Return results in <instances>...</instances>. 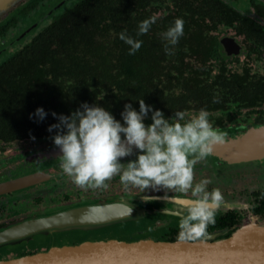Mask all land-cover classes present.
<instances>
[{
	"label": "trees",
	"instance_id": "1",
	"mask_svg": "<svg viewBox=\"0 0 264 264\" xmlns=\"http://www.w3.org/2000/svg\"><path fill=\"white\" fill-rule=\"evenodd\" d=\"M52 1L29 0L0 21V41L19 21H32ZM235 1L73 0L64 4L25 33L22 43L12 44L8 50L15 51L0 62V142L53 137L61 129L49 132L48 128L83 103L103 107L117 120H123L125 104L139 111L140 99L164 117L201 109L233 117L238 108L258 107L264 103V27L234 7ZM249 7L264 20L262 3L250 0ZM154 15L157 19L150 30L137 37L140 22ZM177 18L185 22L184 35L177 45H169L173 52L169 55L162 33ZM123 31L143 41L133 55L119 39ZM223 37L238 41L241 60L221 54ZM37 108L47 114L43 120L35 115ZM259 210H264V193Z\"/></svg>",
	"mask_w": 264,
	"mask_h": 264
},
{
	"label": "clouds",
	"instance_id": "2",
	"mask_svg": "<svg viewBox=\"0 0 264 264\" xmlns=\"http://www.w3.org/2000/svg\"><path fill=\"white\" fill-rule=\"evenodd\" d=\"M156 19L154 15L140 22L136 36L146 34ZM184 23L183 19L177 18L162 33L167 42L166 54H173L169 45L178 44L184 35ZM119 39L130 46L129 55L135 54L143 43L126 31L119 34ZM213 102L220 101L214 99ZM149 112L152 123L146 125L144 121ZM35 115L43 120L47 114L43 108H37ZM52 115L55 117L56 113ZM185 115L177 111L173 118L166 119L162 111L153 110L140 99L139 111L131 104H125L122 124L103 107L83 103L70 116L60 115L59 123L51 125L48 131L61 129L52 138L62 152L60 167L81 189L106 190L107 182L119 176L126 191L190 192L187 214L179 221L178 239L204 243L209 235V225L216 223L215 213L222 206L224 196L219 188L208 190L209 179L194 183V167L211 156L217 146L230 143L229 133L214 127L208 119L210 113L205 109L187 121ZM134 150L140 153L135 160L126 164L120 162L121 158L132 156ZM131 211L130 206L129 214Z\"/></svg>",
	"mask_w": 264,
	"mask_h": 264
},
{
	"label": "flooded vegetation",
	"instance_id": "3",
	"mask_svg": "<svg viewBox=\"0 0 264 264\" xmlns=\"http://www.w3.org/2000/svg\"><path fill=\"white\" fill-rule=\"evenodd\" d=\"M249 1H245V8L250 11L248 15L257 18V22L264 27V20H261L255 15L249 7ZM235 2L234 7L238 8L240 11H244V9L238 5V0ZM224 40H229L231 41L229 43L235 45L233 46L228 43L226 47H224L222 44ZM219 50L225 58L238 57L241 60L243 57L238 41L228 37L220 39ZM260 65L259 63V66ZM259 71H262L261 68H259ZM263 107L264 103L254 108H238L232 111V113L235 114L233 117L223 116L220 112H209L210 116L208 119L214 127L218 126L220 129L228 131V138L230 141L228 144H231L232 142L241 140L245 135L248 136L251 132L264 131ZM184 113L186 114L185 117L187 118H185V120L187 121L192 118L190 116H196L199 112ZM165 118L171 119L173 117ZM119 121L123 124V120ZM144 123L146 125L151 124V116H147ZM235 132H237V134H234ZM53 137L0 142V184L25 175H35L36 177L38 175L39 178H41L38 181L24 186L2 191L0 192V198L4 199L5 197L3 196L17 193L19 190H23V188L34 184L56 180L58 177L65 178L66 174L63 173L60 167L61 160L59 157L62 156V152L55 146L52 139ZM261 138H264V134L258 139ZM46 140L51 141L52 144L43 150L29 152L31 150L25 147L26 143L31 141ZM228 144L217 146L211 156L199 162L194 167V183H198L202 179H209L211 180V184L208 185V190L211 191L213 188H219L224 196V202L221 207H225V209H218L216 211V223L215 225H209L207 229L209 234L208 237H211L212 241L227 238L240 228L241 213L235 207H229V203H231V205L232 203H238L237 200L240 198L239 194H242L243 190L249 189L250 185L258 186L256 190H252L248 194L246 202H244V200H240V202L248 205L249 213L252 216L264 220V210H259L262 194L264 193V189H261L264 185L260 186L259 184L261 181L264 183V150L260 153L253 152L248 154L233 152L231 149H225ZM16 145H24V147L23 149H18L15 148ZM138 154H140L138 150H134L132 156L122 160L129 159L133 161ZM158 194L159 195L156 196H153V194H151L152 196H145L144 194L131 196L130 200H136L138 205L141 204V206L144 205L145 207L143 206L144 208H140L142 210L141 213H138L135 217L126 221L105 225L93 230L80 231L84 233L72 229L59 232L53 231V233L50 232L44 235V239H41V235L38 233L22 241L0 244V261H7L38 251H45L51 246L76 245L83 241L95 242L110 239L125 242L148 239L157 242H169L168 240L180 241L178 239V233L180 231L179 221L182 215L187 214L188 200L191 199V194L190 192L188 194H182L175 191L169 192L167 190L159 192ZM64 195L65 198L68 197L67 194ZM145 197L148 199H145ZM68 200L69 199L66 198V201ZM1 202L0 207L3 206ZM81 203L83 204V202ZM8 221L0 220V232L24 222L21 221L7 225ZM131 226L134 229L132 232L135 233V239L128 240L119 236L110 237V230L114 232H116L115 230L125 232V230L129 229ZM105 232L107 233L105 234ZM85 235H89V237H85ZM63 236H66L65 239H67V242H58V238H64ZM74 238L80 240L75 241L73 240ZM40 241L47 243L48 247L40 245ZM49 242L52 243L49 244ZM55 242L58 243L52 245Z\"/></svg>",
	"mask_w": 264,
	"mask_h": 264
},
{
	"label": "water",
	"instance_id": "4",
	"mask_svg": "<svg viewBox=\"0 0 264 264\" xmlns=\"http://www.w3.org/2000/svg\"><path fill=\"white\" fill-rule=\"evenodd\" d=\"M28 1L0 0V21ZM256 1L264 5V0ZM59 5L47 10L40 19H44ZM229 42L231 41L224 40L222 44L226 47ZM40 179L38 175L37 177L25 175L1 183L0 192ZM115 205L121 207L123 212L99 216L103 209H107L105 207ZM133 214V209L129 214V207L120 202L74 207L38 217L34 229L14 232L0 239V244L22 241L38 233L46 235L53 231L69 229L93 230L126 221L133 218ZM211 239L207 237L204 243L200 241L157 242L149 239L135 242L114 239L83 241L76 245L51 246L45 251L0 261V264H264V226L262 225H243L227 238L215 241Z\"/></svg>",
	"mask_w": 264,
	"mask_h": 264
},
{
	"label": "rangeland",
	"instance_id": "5",
	"mask_svg": "<svg viewBox=\"0 0 264 264\" xmlns=\"http://www.w3.org/2000/svg\"><path fill=\"white\" fill-rule=\"evenodd\" d=\"M245 1L247 0H238V5L244 9L245 13L249 14V10L245 8ZM73 2V0H54L51 2L50 5L46 6V8L41 9L42 13L40 15H35L32 17V21L30 22H21L17 23L16 29L12 32H9V35L5 40L0 41V62L3 61L6 57L10 56L15 50H8L12 44L22 43L23 37L27 34V32L39 26L44 19H40V17L50 8L55 5H59L55 10L60 9L64 4L69 5ZM47 3V1L45 2ZM44 3V4H45ZM54 10V11H55ZM53 11V12H54ZM10 15V14H9ZM8 15V16H9ZM7 16V17H8ZM6 17V18H7ZM5 18V19H6ZM28 18V17H27ZM24 20V19H23ZM26 33V34H25ZM7 50V51H6ZM4 51H6L4 53ZM4 53V54H3ZM3 54V56H1ZM264 108V107H263ZM194 117V116H190ZM187 118V117H185ZM234 134H237L235 132ZM239 134V133H238ZM51 141H31L26 143L25 147L29 152H35L39 150H43L51 146ZM24 145H16L15 148L23 149ZM126 159V157L121 158L120 162L123 164L128 163L130 160H122ZM109 187L105 189H88L84 190L76 186L67 175L65 178L58 177L56 180H50L46 182H41L38 184H34L28 187L23 188V190H19L17 193L9 194L4 199L0 198V202L3 206L0 207V220L8 221L7 225L14 224L17 222L43 217L46 215H51L54 213H58L60 211L79 207L83 205H97V204H108V203H123L126 206L130 207L134 211V217L138 213H141V207L144 208L145 206L141 204L138 205L136 200H130L131 196H137L138 194H144L145 196H153L159 195V192L164 191V189H160L158 191L154 190H147L146 192H140L138 189L132 190H124L123 186L120 183L119 176L114 177L111 181L107 182ZM261 185L264 183L261 181ZM258 185L249 186V189L243 190L242 194H239V199L237 200L238 203H229V207H235L241 213V226L245 225H262L264 226V220H260L249 213L248 205L242 204L241 201L244 200L246 202V197L252 190H256ZM264 189V186L263 188ZM67 194L69 200L66 201L65 195ZM7 201V203H6ZM66 201V202H64ZM83 202V204L81 203ZM106 202V203H105ZM6 203V204H4ZM13 206V207H12ZM144 206V207H143ZM219 209H225V207H221ZM132 215V216H133ZM126 227V226H125ZM100 230V229H99ZM134 229L129 227V229L125 230V232H121L120 230H110V237L112 236H119L123 239L133 240L136 238L135 233L132 232ZM98 232V231H97ZM107 232H105L106 234ZM89 235H85V237ZM64 238H58V242H67ZM73 240L78 241L80 239L74 238ZM219 240V239H216ZM58 242L53 243L52 245L57 244ZM52 243V242H51ZM49 242V244H51ZM42 246H47V243L39 242ZM48 247V246H47Z\"/></svg>",
	"mask_w": 264,
	"mask_h": 264
},
{
	"label": "bare ground",
	"instance_id": "6",
	"mask_svg": "<svg viewBox=\"0 0 264 264\" xmlns=\"http://www.w3.org/2000/svg\"><path fill=\"white\" fill-rule=\"evenodd\" d=\"M264 131H257V132H251L248 136L245 135L241 140L232 142L231 144H228L225 149L233 150V152H240V153H260L262 150H264V138L258 139L259 137L263 136ZM224 148V147H222ZM107 209H103L100 212L101 217L109 216V215H115L117 213H122L121 207L114 206V207H105ZM40 218V217H39ZM30 219L27 221L22 222L21 224H18L16 226H13L3 232H0V239H4L11 235L14 232H22L25 230L30 231L31 229H34V226L36 225V220Z\"/></svg>",
	"mask_w": 264,
	"mask_h": 264
},
{
	"label": "crops",
	"instance_id": "7",
	"mask_svg": "<svg viewBox=\"0 0 264 264\" xmlns=\"http://www.w3.org/2000/svg\"><path fill=\"white\" fill-rule=\"evenodd\" d=\"M256 1V0H255ZM257 2H259V1H257Z\"/></svg>",
	"mask_w": 264,
	"mask_h": 264
}]
</instances>
